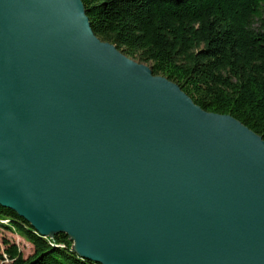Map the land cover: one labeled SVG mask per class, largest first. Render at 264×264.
I'll list each match as a JSON object with an SVG mask.
<instances>
[{
    "label": "water",
    "instance_id": "95a60500",
    "mask_svg": "<svg viewBox=\"0 0 264 264\" xmlns=\"http://www.w3.org/2000/svg\"><path fill=\"white\" fill-rule=\"evenodd\" d=\"M0 205L99 264H264V140L82 0H0Z\"/></svg>",
    "mask_w": 264,
    "mask_h": 264
},
{
    "label": "trees",
    "instance_id": "16d2710c",
    "mask_svg": "<svg viewBox=\"0 0 264 264\" xmlns=\"http://www.w3.org/2000/svg\"><path fill=\"white\" fill-rule=\"evenodd\" d=\"M91 29L149 63L203 110L229 114L264 140V0H82ZM0 226L33 248L0 241V264H99L79 257L65 233L40 236L0 205Z\"/></svg>",
    "mask_w": 264,
    "mask_h": 264
},
{
    "label": "rangeland",
    "instance_id": "374dc122",
    "mask_svg": "<svg viewBox=\"0 0 264 264\" xmlns=\"http://www.w3.org/2000/svg\"><path fill=\"white\" fill-rule=\"evenodd\" d=\"M146 64L149 65V63ZM3 237L9 239L11 242H14L22 253L23 257L26 258L32 253V245L20 235L19 231L15 230L14 228H5L0 226V241Z\"/></svg>",
    "mask_w": 264,
    "mask_h": 264
}]
</instances>
